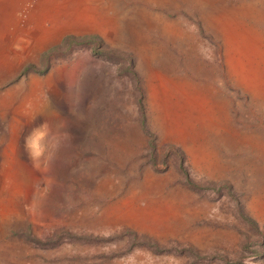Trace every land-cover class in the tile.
Here are the masks:
<instances>
[{"label": "rangeland", "instance_id": "374dc122", "mask_svg": "<svg viewBox=\"0 0 264 264\" xmlns=\"http://www.w3.org/2000/svg\"><path fill=\"white\" fill-rule=\"evenodd\" d=\"M0 133V264H264V0H0Z\"/></svg>", "mask_w": 264, "mask_h": 264}, {"label": "crops", "instance_id": "0c3cea01", "mask_svg": "<svg viewBox=\"0 0 264 264\" xmlns=\"http://www.w3.org/2000/svg\"><path fill=\"white\" fill-rule=\"evenodd\" d=\"M25 38L18 37V35L13 36L9 39L8 43V50L6 49V54L8 57H19V60H22L23 58L27 57L29 55V51L31 49V45H29L26 52L25 44H24ZM1 139L4 138L0 133Z\"/></svg>", "mask_w": 264, "mask_h": 264}, {"label": "trees", "instance_id": "16d2710c", "mask_svg": "<svg viewBox=\"0 0 264 264\" xmlns=\"http://www.w3.org/2000/svg\"><path fill=\"white\" fill-rule=\"evenodd\" d=\"M142 122H144V118H142Z\"/></svg>", "mask_w": 264, "mask_h": 264}]
</instances>
